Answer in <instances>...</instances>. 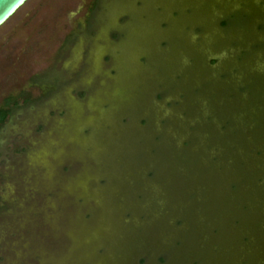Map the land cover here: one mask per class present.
<instances>
[{"label": "rangeland", "instance_id": "374dc122", "mask_svg": "<svg viewBox=\"0 0 264 264\" xmlns=\"http://www.w3.org/2000/svg\"><path fill=\"white\" fill-rule=\"evenodd\" d=\"M182 64L189 70L170 78ZM191 70L197 110L186 96ZM5 104L0 264L264 258V215L252 200L264 195V0H27L0 26ZM180 109L210 116L181 146L172 136L159 148L155 129L172 135L179 124L156 126L155 111ZM146 189L185 203L186 218L173 223L179 242L165 241L173 212L155 218L151 194L134 196ZM105 194L112 224L101 217Z\"/></svg>", "mask_w": 264, "mask_h": 264}, {"label": "water", "instance_id": "95a60500", "mask_svg": "<svg viewBox=\"0 0 264 264\" xmlns=\"http://www.w3.org/2000/svg\"><path fill=\"white\" fill-rule=\"evenodd\" d=\"M27 0H0V26L3 25ZM194 39V38H193ZM193 42V40H191V43ZM188 44V48H187V53L185 56H187V58H184L185 63H187V59L189 58V56H191V61L195 58L191 49L193 48L192 45L193 44ZM191 48V49H190ZM190 52V53H189ZM193 58V59H192ZM182 65H178L177 67L173 68L169 73L168 76H170V78H175L178 75H180L179 71H183V70H189V66L188 68H184ZM183 66V67H182ZM155 67V66H154ZM155 72V71H154ZM222 73V72H221ZM155 74V73H154ZM147 76V74L145 75V77ZM186 77L189 79V81L191 82L190 87L187 88L188 92H187V97L190 98H194L195 99V104H196V110L198 109V103L200 101V99L203 98V95H200V93H197L196 95L190 96L189 92H192L193 89H197L198 85H194L193 81L194 78L198 77L197 73H194V71H189L186 74ZM144 78V77H143ZM148 79L153 78V75L151 76H147ZM192 95V94H191ZM179 95H177L178 97ZM177 97L175 98V100L177 99ZM193 100V99H191ZM181 110V109H180ZM189 110V109H188ZM256 116H261L260 114H258V111L254 112ZM155 125L158 126L159 121L161 120L162 123H166L165 128H167L168 131V125L169 122L171 121V119L175 120V123L179 124V127H175L176 131L170 135L169 131L167 134H165L163 131H166L165 129H155V136L157 138H159V136L162 134H164L165 136H163V143L159 146L162 147L163 145H165L167 141H171L172 136H174L176 138L177 136V144L178 146L182 145V142H186L187 138L185 137V133L188 132L189 129L195 128V124L201 120L207 119V117L210 116L208 111H195V109H193L192 111H155ZM242 117L241 114L238 115V119H240ZM217 120H218V124L219 127L223 126L226 122L223 121L221 124L219 122V116H217ZM174 123V124H175ZM162 131V132H161ZM170 136V137H169ZM168 137V138H166ZM206 143V142H205ZM197 145H199L200 147L203 145L202 142H199ZM156 150V147H155ZM162 152V155H165V151L164 150H160ZM252 154L254 155L255 152H259L258 149H253V151H251ZM155 170H157V168H159L161 166V163H159L161 160V156H158L156 154L155 151ZM163 157V156H162ZM213 158V157H212ZM168 159L171 161L172 158L169 156ZM167 160V159H166ZM174 160V159H173ZM209 160V158H208ZM241 159H239L238 161L240 162ZM175 161V160H174ZM173 161V162H174ZM188 161L191 162L193 160L191 159H187V161H183L181 162L183 165L186 164L188 165ZM165 162V161H164ZM163 165V164H162ZM148 171V170H147ZM260 179V177L258 175L255 174V176L251 177V182L252 183H256L258 180ZM155 188H156V184H155ZM153 191H151V189H146L143 191H139L136 192L134 194V196H141L144 198L145 195L147 194H151L150 196V200H154L155 199V218L163 215V213L165 211H169L173 212L172 216L168 218L167 220V230L166 233L169 231V236L168 238L165 240L166 242H168V244L172 245L173 242H179V238H177V236H179L182 232L181 230H178V227H174L173 223L174 221L178 220L179 223L183 220V218H186L185 215V209H186V205L185 203H183V205H180L178 202L173 203L172 206H175V208L173 209L172 206L168 205V203H163V199L165 196H163L162 194H160V192H158L155 189V195H152ZM251 194V193H250ZM114 199V195H109V194H105L104 196H102L101 198V217L103 221H106L107 223H111L113 222V218L111 217V215L114 216V211L112 209V206L110 205V203L113 201ZM254 201V203L257 205V207L261 208V215H260V219L263 220L262 216L264 215V195H263V190H257L255 191V195H254V199H252ZM103 201V202H102ZM245 203V202H243ZM239 204V207H243L246 206L245 204ZM152 204V203H151ZM153 205V204H152ZM154 206V205H153ZM176 209H178V211H175ZM147 209H142V215L146 216L147 215ZM180 214H177L179 213ZM236 220V222H238V219H234ZM264 221V220H263ZM264 225V224H262ZM255 227H258V225H254ZM214 228L210 229V233H212L211 231ZM178 232H177V231ZM179 233V234H178ZM113 234V233H112ZM175 237V238H174ZM264 237V234H263ZM213 252H215V249H213ZM260 255H262L264 257V250L262 252L259 253ZM259 260H261V263H258L259 260H257V263L255 264H264V258H262L261 256H259ZM193 260V258L189 259V262Z\"/></svg>", "mask_w": 264, "mask_h": 264}, {"label": "trees", "instance_id": "16d2710c", "mask_svg": "<svg viewBox=\"0 0 264 264\" xmlns=\"http://www.w3.org/2000/svg\"><path fill=\"white\" fill-rule=\"evenodd\" d=\"M230 22H231V19L228 18V19H224L221 24L222 25L230 24ZM253 47H256V46H253ZM212 63H214V60H212ZM6 116H7V109H6V104H5L3 106H0V124L5 120Z\"/></svg>", "mask_w": 264, "mask_h": 264}]
</instances>
